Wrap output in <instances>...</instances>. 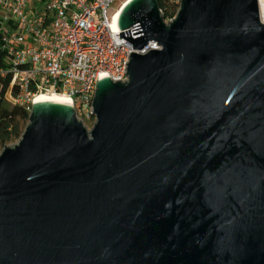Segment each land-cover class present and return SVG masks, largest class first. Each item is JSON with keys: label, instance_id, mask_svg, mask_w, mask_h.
<instances>
[{"label": "water", "instance_id": "1", "mask_svg": "<svg viewBox=\"0 0 264 264\" xmlns=\"http://www.w3.org/2000/svg\"><path fill=\"white\" fill-rule=\"evenodd\" d=\"M127 81L87 131L33 104L0 154V264H264V24L257 0H131Z\"/></svg>", "mask_w": 264, "mask_h": 264}, {"label": "built area", "instance_id": "2", "mask_svg": "<svg viewBox=\"0 0 264 264\" xmlns=\"http://www.w3.org/2000/svg\"><path fill=\"white\" fill-rule=\"evenodd\" d=\"M130 1L0 0V99L30 111L41 94L67 96L76 120L89 131L96 121L92 104L97 82H126L131 53L160 49L148 42L134 50L119 38L133 29L119 30L116 20ZM170 1L178 11L180 0ZM257 5L264 24V0ZM159 13L162 17L160 8ZM174 18L163 22L168 25Z\"/></svg>", "mask_w": 264, "mask_h": 264}, {"label": "trees", "instance_id": "3", "mask_svg": "<svg viewBox=\"0 0 264 264\" xmlns=\"http://www.w3.org/2000/svg\"><path fill=\"white\" fill-rule=\"evenodd\" d=\"M164 20L171 19L176 15L177 6L170 0H158ZM3 55L0 54V65ZM8 78L3 81L2 92L5 91ZM29 111L26 109L8 104L0 99V148L11 142L18 141L28 123Z\"/></svg>", "mask_w": 264, "mask_h": 264}, {"label": "bare ground", "instance_id": "4", "mask_svg": "<svg viewBox=\"0 0 264 264\" xmlns=\"http://www.w3.org/2000/svg\"><path fill=\"white\" fill-rule=\"evenodd\" d=\"M120 15V14H119ZM119 15L116 17L118 19ZM40 103H62V104H70L69 98L64 95H56V94H41L36 97L34 101L35 104Z\"/></svg>", "mask_w": 264, "mask_h": 264}, {"label": "rangeland", "instance_id": "5", "mask_svg": "<svg viewBox=\"0 0 264 264\" xmlns=\"http://www.w3.org/2000/svg\"><path fill=\"white\" fill-rule=\"evenodd\" d=\"M29 112H30V111H29ZM88 128L90 129V128H91V125H89ZM17 142H18V141H14V142H11V143L7 144V145L5 146V148L14 145V144H16ZM3 149H4V148H0V154H1V152H2Z\"/></svg>", "mask_w": 264, "mask_h": 264}]
</instances>
